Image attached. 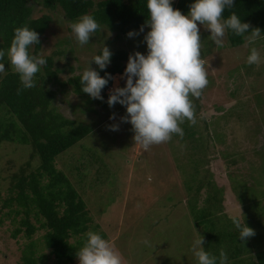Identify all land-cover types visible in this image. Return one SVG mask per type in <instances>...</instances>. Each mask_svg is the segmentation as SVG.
I'll list each match as a JSON object with an SVG mask.
<instances>
[{
	"label": "rangeland",
	"instance_id": "obj_1",
	"mask_svg": "<svg viewBox=\"0 0 264 264\" xmlns=\"http://www.w3.org/2000/svg\"><path fill=\"white\" fill-rule=\"evenodd\" d=\"M27 6L30 18L42 14L50 18L39 37L38 52L39 56L51 57V70L56 71L58 82L45 85L53 92L50 106L63 118L74 121L73 125L80 123L90 129L77 145L53 162L85 204L88 231L113 243L125 264H198L192 250L194 241L208 225H195L194 209L204 205L212 212L217 203L215 214L225 213L230 218L240 206L245 225L255 232L253 237L241 241L242 254L239 251L238 257H233L235 245L225 249L224 242L234 241L239 232L230 219L220 217L216 222L215 230L224 227L223 239L212 238L205 243L209 245L208 252L217 258L219 249L227 251V264H255L254 252L264 249V37L248 47L243 39L236 48H231L224 38V46L218 48L209 39L210 32L198 25L203 44L201 58L208 70L209 84L199 105L193 98L195 125H181L192 137L185 139V133L182 139L173 136L171 141L145 151L133 142L131 125L121 121L126 115L124 106L92 105L89 111L84 98L73 94L67 81L82 75L88 65L94 69L95 64L90 61L103 46L111 52L126 51L128 57L135 52L146 55L144 36L150 29L136 31L133 37H116L101 27L88 44L80 46L69 27L71 22L63 18L60 9L48 12L33 0H27ZM251 47L260 53L259 65L246 62ZM123 76L124 71L114 76L119 77L117 85L111 80L105 104L113 88L125 86ZM110 126H117L118 130L112 131ZM207 133L213 141L205 149ZM86 152L94 157H87ZM29 155V145L0 142V206L8 196L10 176L28 162ZM35 160L30 161L31 169ZM208 191L213 197L210 203L206 200ZM5 213L7 209H1L0 264H20L29 242L35 245L32 258L36 264H62L44 246L43 230L36 229L30 238L21 232L12 237L19 228L20 216H4ZM198 219L203 222L199 213ZM30 222L35 227L38 224L32 217Z\"/></svg>",
	"mask_w": 264,
	"mask_h": 264
},
{
	"label": "trees",
	"instance_id": "obj_2",
	"mask_svg": "<svg viewBox=\"0 0 264 264\" xmlns=\"http://www.w3.org/2000/svg\"><path fill=\"white\" fill-rule=\"evenodd\" d=\"M33 1L39 2L48 12L60 9L63 18L70 22L83 15H90L101 27L116 37H125L129 32L140 31L148 20L147 0H99L96 3L91 0ZM194 2L195 0H173L172 7L185 14L189 11V5ZM232 13L241 18L242 23H249L252 28H259L261 37H264V0H234L233 7L225 10L224 17L227 18ZM49 22L50 18L47 14L30 18L27 0H0V50L6 53L4 59L0 61L5 65V73L0 77V142L19 143L30 147L28 162L10 176L8 196L2 201L0 212L1 209H7L4 216H20L19 228L13 231L12 237H16L21 232L26 238H30L36 229L43 230L41 240L50 255L62 264H77L76 251L82 247L86 239L85 234L89 232L87 228L89 218L82 199L65 175L54 168L53 162L58 155L77 145L89 134L90 129L80 123L73 125L74 121L63 118L50 106L53 92L45 85L58 82L56 71L51 70L50 56H41L46 60V65L41 66V70L34 78L36 86L24 89L19 94L17 90L22 85L18 74L13 70H8L12 69L7 51L14 35V29L27 26L36 31L40 37L47 29ZM225 38L231 48L241 46L244 39L243 36H236L231 31L226 33ZM39 49L40 40L29 51L32 55L39 56ZM111 53L110 64L106 69L100 70L96 65L93 69L98 71L101 77H104L106 73L114 77L126 68L124 65L128 59L126 51L118 50ZM81 76L80 74L68 79L72 93L84 98L89 111H92V105L108 106L107 102L104 103V99L107 98L106 90L110 87L111 80L101 92L103 99L96 100L81 91ZM115 78L119 79V77ZM115 84L117 85V81ZM198 100L200 101L201 98L197 99L196 104ZM183 130L185 133L187 129ZM185 134V139L192 137L191 133ZM211 140L213 141L212 135L207 133L206 140L203 142L205 149ZM86 153L87 157H94L93 153ZM31 160H35V166L32 169L30 168ZM89 186L96 185L90 184ZM216 193L215 190L214 194ZM211 194L210 191L207 192V203H210V199L213 198ZM216 209L217 203L212 212L205 209L204 205L203 208L194 209L197 211V214L193 215L195 225L199 227L208 225L202 235L204 239L202 246L206 251L209 250L208 243H205L208 239L214 238L217 241L218 238L223 239L226 236L222 234L224 227L217 231L215 225L220 217L230 218L225 213L215 214ZM198 213L203 222L198 219ZM30 217L38 223L36 227L31 224ZM230 222H232L231 219ZM247 226L251 228L250 225ZM236 235L237 239L232 242L225 243L223 240L227 245L226 250L235 245L234 258L238 257L239 251L242 254L239 232ZM72 239L74 241L70 243ZM34 249L33 242L25 246L20 264H36L35 257L32 258ZM254 256L255 264H264V249L254 252Z\"/></svg>",
	"mask_w": 264,
	"mask_h": 264
},
{
	"label": "clouds",
	"instance_id": "obj_3",
	"mask_svg": "<svg viewBox=\"0 0 264 264\" xmlns=\"http://www.w3.org/2000/svg\"><path fill=\"white\" fill-rule=\"evenodd\" d=\"M172 3L173 0H147L148 20L140 28V32L144 31V27L150 29L144 36L147 54L135 52L129 55L126 68L122 70L125 86L113 88L107 100L110 108L116 104L126 108V115L121 117V121L131 125L133 142L145 151L171 141L173 136L182 139L184 132L181 125L186 121L190 125L196 123L193 98H200L209 84L208 70L201 58L203 44L198 25L210 32L209 39L218 48L224 46L228 31L243 36L245 47L261 37L259 28L242 23L235 13L224 17L225 10L233 7L234 0H195L189 5L187 15L174 9ZM69 27L80 46L88 44L101 30V25L90 15L81 16L76 22L69 23ZM135 35V32L127 33L128 37ZM38 43L36 31L27 26L14 29L7 57L22 85L17 90L18 94L36 86L34 78L41 66L46 65L43 57L32 55L29 51ZM5 55V51L0 50V61ZM111 56L109 48L103 46L100 54L95 55L90 63L104 70L110 64ZM246 62L248 65L261 63L260 53L255 47H251ZM4 72L5 65L0 63V74ZM112 79L107 73L101 77L88 65L80 78L81 91L92 99L102 100L101 92ZM110 130L117 131L118 127L110 126ZM230 219L239 230L241 241L255 235L254 230L245 225L240 206L238 213ZM197 235L192 250L198 264H227L228 257L223 249L217 258L205 250L203 237ZM85 236L82 247L76 251L78 264H125L115 245L99 233L89 231ZM144 243L151 247L148 241Z\"/></svg>",
	"mask_w": 264,
	"mask_h": 264
},
{
	"label": "bare ground",
	"instance_id": "obj_4",
	"mask_svg": "<svg viewBox=\"0 0 264 264\" xmlns=\"http://www.w3.org/2000/svg\"><path fill=\"white\" fill-rule=\"evenodd\" d=\"M113 81H114V82L118 81V78H115Z\"/></svg>",
	"mask_w": 264,
	"mask_h": 264
}]
</instances>
